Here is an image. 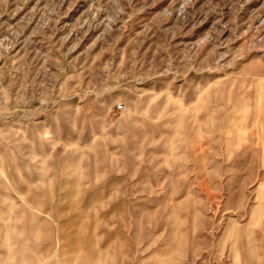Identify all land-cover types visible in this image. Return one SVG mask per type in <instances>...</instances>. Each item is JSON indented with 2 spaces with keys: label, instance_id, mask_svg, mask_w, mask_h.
Returning <instances> with one entry per match:
<instances>
[{
  "label": "rangeland",
  "instance_id": "1",
  "mask_svg": "<svg viewBox=\"0 0 264 264\" xmlns=\"http://www.w3.org/2000/svg\"><path fill=\"white\" fill-rule=\"evenodd\" d=\"M0 264H264V0H0Z\"/></svg>",
  "mask_w": 264,
  "mask_h": 264
},
{
  "label": "built area",
  "instance_id": "2",
  "mask_svg": "<svg viewBox=\"0 0 264 264\" xmlns=\"http://www.w3.org/2000/svg\"><path fill=\"white\" fill-rule=\"evenodd\" d=\"M117 107L120 109V108L122 107V104L119 103V104L117 105Z\"/></svg>",
  "mask_w": 264,
  "mask_h": 264
}]
</instances>
